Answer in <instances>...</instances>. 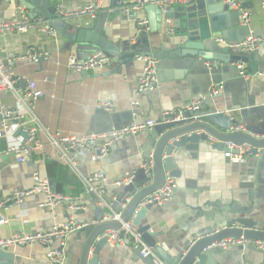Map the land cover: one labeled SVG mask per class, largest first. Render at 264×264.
Masks as SVG:
<instances>
[{"label": "crops", "instance_id": "1", "mask_svg": "<svg viewBox=\"0 0 264 264\" xmlns=\"http://www.w3.org/2000/svg\"><path fill=\"white\" fill-rule=\"evenodd\" d=\"M49 3L55 8L53 3ZM60 3L65 11L75 12L91 4H99L101 8L105 0H60ZM240 3L249 9L251 32L258 37H264V9L261 0H240ZM17 6L23 7L31 16V12L26 8L27 2L0 0V19L11 21L18 18L20 13ZM109 13V17L107 15L102 23L98 24V29L117 47H129L138 39L140 31L135 19L149 20L144 10L131 15L113 16L112 12ZM100 14L102 9L97 18ZM40 18L44 19L41 15L36 19ZM229 18L227 23H231L232 27L236 19L232 16ZM96 19L82 16L68 20L65 32L69 34L76 29H93ZM198 20V16L193 19L183 17L180 21H164L161 31L157 33L146 30L147 33L143 36L151 46L149 51L160 53L164 47L168 55L176 51L177 45L187 40V36L183 35L186 30L198 29ZM171 29L173 32H169ZM217 38L213 39L216 43ZM32 47L48 50L51 53L49 61L41 64H33L28 60L13 61ZM231 52L235 53L237 50L232 49ZM256 52L262 56L258 72L251 70L249 73V67L255 61L249 65L219 63L213 78L203 66L193 64L192 61L171 57L159 59L161 67L158 71V87L138 97L139 106L134 110L132 103L136 99L138 80L144 68L141 58L126 64L115 61L111 70L89 72L84 76L69 70L66 67L67 59L73 54L82 61L92 54L78 53L76 45L61 33L57 32V35L52 37L34 27L27 34H6L0 37V57L5 60L15 76L21 82L36 81L45 93L36 105L35 116L38 123L35 125L51 133L64 135L106 132L115 125L117 127L130 124L132 120L135 121L133 123L153 120L158 124L165 113L188 108L204 98L206 104L203 103L201 107L204 112H217L215 117L218 121L227 124L232 122L231 120L240 121L242 124L239 125L244 124L249 130L248 135L254 136L251 127L264 129V44ZM239 66H243L246 76L238 72L241 71ZM215 90L219 95L213 96L212 92ZM208 91L211 95L209 99L205 94ZM107 103L110 104V110L103 107ZM0 105L7 109H17L27 116L28 120H33L28 116L26 107L12 94L0 95ZM131 111L135 113L132 120ZM13 129L12 136L0 137V202L15 189H31L35 185L36 174L41 179H47L54 192L79 197L80 202L77 203L79 209L76 211L63 206L53 212L39 207L46 201L45 196L39 194L27 198L22 205L0 209V222H7L0 223V239L16 232L49 231L55 225H62L70 220L99 222L97 219L108 215L110 210L95 204L89 194H86L82 176L88 177L96 172L104 173L109 184L104 199L112 206L113 211L123 212V215L133 196L145 187L143 179L146 171L143 166L147 162L146 132L120 141L106 159L97 160L92 153L86 154L79 161V174L71 166L58 162V152L48 143L44 133H41L45 143L44 155L49 158L44 160L43 154H36L29 162L18 164L14 157L5 153L10 144L25 141L24 136L18 134L19 128L15 126ZM208 138V141L189 143L173 152V166L179 173V177L173 179L176 186L174 197L171 201L150 209L142 220L143 225L149 223L154 232L161 233L155 240L158 244L165 245L172 256L183 251L187 240L198 239L191 237L194 219L198 214L221 213L231 217V214L225 211L231 208L240 211L246 219L253 218L264 223V172L258 168V163L251 153L240 160L226 158L224 149L218 147L221 143L212 137ZM131 172H136L139 189L134 187L132 191L125 192L126 187L112 186L113 182ZM137 212L139 209L135 214ZM86 240L87 235L83 232L70 234L66 238L63 251L67 264H81ZM240 247L227 250L212 248V255L205 264H264V251L241 250ZM51 249H59L58 243L55 242L49 248L37 245L17 247L9 252L13 253L15 264H49L47 253ZM97 264L151 263L130 247L111 248L107 244L101 249Z\"/></svg>", "mask_w": 264, "mask_h": 264}, {"label": "water", "instance_id": "2", "mask_svg": "<svg viewBox=\"0 0 264 264\" xmlns=\"http://www.w3.org/2000/svg\"><path fill=\"white\" fill-rule=\"evenodd\" d=\"M23 1L28 3V7H25L31 12L30 17L32 19H36L38 15H41L44 20L51 24V27L56 32L61 33L76 45L77 52L80 54L90 52L93 55L96 51L101 50L117 63L123 64L146 57H153L158 60L166 57L182 58L185 61H192L193 64L203 66L211 74L212 78L220 66L217 65L219 63L249 65L255 61L249 67V73L251 70L254 73L259 71V63L262 58L259 52L244 53L237 50V52L232 53V50L223 48L213 40L219 36L229 42H243L251 32L249 26L242 25V13L231 9L224 3V0H200L193 6L175 7L167 11L154 4L146 5L143 10L148 15V25L140 29L138 28L140 35L136 42L129 47H117L102 35V30L98 29V24L102 23L107 15L109 17V12H112L113 16L121 15L120 9L125 0H105L104 5L101 7L102 14L96 19L93 29H76L72 30L69 34L65 32L68 24L67 20H64L57 13V10L52 7L49 1ZM191 11L196 12L190 13ZM196 16L199 17L197 21L198 29L196 31L187 29L186 33L183 34L185 37L187 36V40L177 45L176 51L170 52L169 55L165 52V47L160 53L155 51V53H151L149 51L151 50V46L143 36V34L147 33L146 30L157 33L161 31L164 21L167 22L174 19L180 21L183 17L193 19ZM229 16L236 19V23L232 27L231 23H227ZM145 52H148V54ZM160 62L157 66L158 71L161 67ZM238 72L241 73V71ZM87 74L82 73L84 76ZM21 86L23 89L26 87V80L22 82ZM205 94L207 99H209L211 96L209 91ZM130 115L131 120L135 118L133 111H131ZM216 115L217 112H204L202 108L199 110H189L180 119H176V115L163 117L151 131L146 132L148 133L145 145L146 160L148 161L151 157L154 158L155 167L149 173H145L143 179L145 187L137 192L129 202L123 215V221H132L133 225L139 229L144 241L155 250L156 254L166 264H195V262L196 264H205L207 259L212 255L211 249L208 251L206 249L216 242L230 238L239 239L243 237L246 240L264 242V223L255 221L253 218L246 219L240 211H234L231 208H225V211H228L231 217L221 213L196 215L191 237H198V240H187L183 251L177 253L175 256L169 253L165 245L158 244L155 240L161 233L154 232L149 223L142 224V220L146 217L149 210L155 207L153 204H144V200L161 189L167 178L177 179L179 177L178 171L173 166L174 159L172 154L176 149L179 150L189 143L196 144L201 140L208 141V137H212L221 143L218 147L223 148L225 152L229 150L227 147L228 143L236 145L248 144L252 147L251 155L256 163H258V168L264 172V140L254 137L264 134V129L258 130L251 127V132L254 136L244 133H233L231 129L242 123L231 120L232 122L227 124V122L218 121L215 117ZM1 120L2 117L0 116ZM133 122L135 121L132 120L130 124L117 126V128L129 127L134 124ZM18 134H22L25 140L27 139V134L21 128L18 129ZM233 152L236 153L237 151ZM137 180L135 179L131 185L127 186L125 192L132 191L134 187L139 189L140 186ZM89 196L98 205V197L93 193H90ZM138 209L139 212L135 214V211ZM105 216L102 215V217L97 219L101 222L100 224L89 228L86 232L83 231V234L86 233L87 235V240L81 255V264H97V258L101 249L107 246V239L100 238V236L107 230L118 229L120 227V223L117 222L104 223ZM240 249L256 250L251 244L241 246ZM136 253L142 257L141 250H137ZM14 258L12 252L0 249V264H15ZM143 259L154 264L151 257Z\"/></svg>", "mask_w": 264, "mask_h": 264}, {"label": "built area", "instance_id": "3", "mask_svg": "<svg viewBox=\"0 0 264 264\" xmlns=\"http://www.w3.org/2000/svg\"><path fill=\"white\" fill-rule=\"evenodd\" d=\"M18 2L19 0H14ZM43 1V0H39ZM54 4L57 13L64 20H72L80 18L82 16H91L96 19L101 8L99 4L87 5L84 8L75 11L67 12L64 10L60 0H47ZM200 0H125L121 7V14L131 15L133 13H139L143 11L146 5H157L163 10L167 11L175 7H189L195 5ZM224 3L235 11L242 13V22L244 26H249L251 23V16L249 9L243 7L240 0H224ZM261 5L264 9V0H261ZM19 17L11 20L4 21L0 19V37H4L6 34H27L32 28L37 27L41 32L48 36L55 37L57 32L51 27V24L44 19H32L26 12V10L17 6ZM136 24L139 29L148 25L147 19L136 20ZM173 32V30H169ZM217 43L223 45L228 49L240 50L244 53H254L259 50L260 46L264 44V37H258L254 33L246 37L243 42H229L223 38H217ZM51 53L48 50H40L32 47L24 55L13 59V61H30L33 64H41L49 61ZM144 62V68L141 76L138 80V86L136 90V99L133 100L132 108L135 110L139 106L138 97L154 91L159 84L158 78V64L159 60L153 57L141 58ZM115 65V60L105 55L101 50L96 51L86 60H78L73 54L69 55L66 63V67L75 73H89L94 71L111 70ZM243 66H239L242 76L244 74ZM21 80L15 76L14 72L9 68L5 60L0 57V95L12 94L18 102L26 107L28 116L33 120H28L23 113L17 109H7L0 105V137H10L13 135V127L21 128L24 133L27 134V139L24 142L18 144H10L5 153L8 156H12L16 159L18 164H25L33 159L36 154L45 153V143L41 133H44L48 143L58 152V162L67 164L79 171V161L88 153H92L97 160H103L110 156L112 149L123 139L129 136H135L140 133L151 131L157 123L153 120H149L145 123H134L129 127L117 128L112 127L106 132H89L83 135H64L61 133H51L48 130L38 128L35 123L38 120L35 116L36 105L45 96L42 89L39 88L36 81L27 80L26 87L23 89L20 86ZM213 96L219 95L217 90L212 92ZM205 99L197 100L190 107L184 108L175 112H167L164 117L170 115H176V119H180L181 116L189 110H199L204 103ZM110 104L107 103L103 107L106 110H110ZM134 113V112H133ZM135 114V113H134ZM28 117V118H29ZM233 133H250L247 127L243 125H237L231 129ZM251 135V134H250ZM259 140H264V134L260 136H254ZM228 151L224 154L226 158L240 160L245 157L246 154H250L252 147L248 144L236 145L228 143ZM233 151H237L236 153ZM48 156H43L44 160H47ZM155 167V161L149 159L143 169L146 173L152 171ZM82 179L86 185V194L93 193L98 199V205L109 209V214L105 216L103 222L120 223L118 229H111L105 231L100 238H106L107 244L111 248L117 247H130L132 250H141L143 258L151 257L154 264H166L155 252V250L148 246L144 241L139 229L133 225L130 221H123V212H116L112 210V206L107 204L104 197L106 194V188L109 186L106 175L102 172H96L88 177L82 176ZM136 179V172L126 173L121 179L112 183L115 187H127L133 183ZM175 182L172 178H167L165 184L161 189L157 190L153 194L149 195L144 204H153L155 206H161L166 202H169L174 197ZM43 195L46 201L39 205L42 209H48L53 212L58 211L59 208L66 206L71 211L79 209L77 203L80 202L79 197H69L52 190L51 184L47 179H41L37 174L35 175V185L28 190L15 189L9 196L0 202V209H6L12 206H19L24 201L35 195ZM102 222V223H103ZM1 224L7 223L5 220L0 222ZM101 223V222H100ZM99 222L93 221L78 222L77 220H70L64 224L55 225L51 230L45 232L25 233L16 232L9 237L0 239V249L3 251H12L17 247L27 246H40L42 248L52 247L55 242L58 243L59 249H51L47 253V260L49 264H67L65 253L63 248L65 247L66 238L73 233H80L89 228L98 225ZM99 238V239H100ZM198 240V239H197ZM195 240V241H197ZM253 245L256 249L264 251V242L246 240L243 237L236 239L230 238L214 243L208 247L206 251L212 248H219L227 250L231 247Z\"/></svg>", "mask_w": 264, "mask_h": 264}, {"label": "rangeland", "instance_id": "4", "mask_svg": "<svg viewBox=\"0 0 264 264\" xmlns=\"http://www.w3.org/2000/svg\"><path fill=\"white\" fill-rule=\"evenodd\" d=\"M81 57V56H80Z\"/></svg>", "mask_w": 264, "mask_h": 264}]
</instances>
